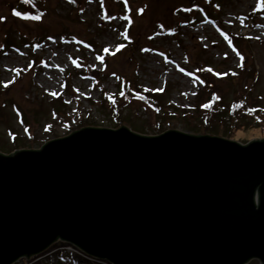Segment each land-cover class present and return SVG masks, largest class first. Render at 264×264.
<instances>
[{"label":"rangeland","instance_id":"1","mask_svg":"<svg viewBox=\"0 0 264 264\" xmlns=\"http://www.w3.org/2000/svg\"><path fill=\"white\" fill-rule=\"evenodd\" d=\"M203 2L42 0L33 6L0 0V153L40 149L82 126H125L145 136L177 130L242 144L264 139L257 114L245 120L236 139L206 133L203 124L212 95L226 107L244 98L264 117V0H222L212 17L201 10ZM13 10L43 15L23 19ZM7 38L19 47L4 50ZM88 38L95 48L84 45ZM119 73L160 97L161 109L138 99L120 101L121 111L107 109L119 96ZM21 138L31 141L16 147ZM57 245L40 254V262L57 264L61 252L64 264H76L65 255L79 252Z\"/></svg>","mask_w":264,"mask_h":264},{"label":"water","instance_id":"2","mask_svg":"<svg viewBox=\"0 0 264 264\" xmlns=\"http://www.w3.org/2000/svg\"><path fill=\"white\" fill-rule=\"evenodd\" d=\"M264 264V139L83 127L0 153V264Z\"/></svg>","mask_w":264,"mask_h":264},{"label":"trees","instance_id":"3","mask_svg":"<svg viewBox=\"0 0 264 264\" xmlns=\"http://www.w3.org/2000/svg\"><path fill=\"white\" fill-rule=\"evenodd\" d=\"M42 0H32V3H29L30 5H35L38 4L39 2L41 3ZM222 0H204L201 7V10L206 12V15L209 17L214 15V10L216 9V3H219ZM206 5V6H205ZM34 8V7H33ZM37 14H40V12L37 11ZM9 37V35H8ZM84 45L87 47H92L95 48L94 44L96 43L95 39L93 38H88L84 41ZM19 46H15L14 42L10 38H7L3 49L6 50V48H16ZM97 47V46H96ZM106 69V68H105ZM118 79H119V96L118 98H111L107 103L109 104L107 109L121 111V106L119 107L120 101L122 102H127L132 99H138L142 104H148L151 105L152 107L156 109H161V103L159 101V98H155L154 95H151L143 90H141L138 87V82L132 80L131 78H128L125 74L119 73L118 74ZM123 93V94H122ZM208 105H211V107L207 108V114L204 117V131L206 133H213V134H221L228 136L229 138L236 139L237 132L241 131L244 129V122L245 120L252 114H257V120L259 127L264 128V117L260 115V112L255 110V108H252L247 104V102L243 99H236L235 102L232 104L230 107H226L225 105L222 104V101L219 96L212 95L210 97L209 102L207 103ZM239 106V107H236ZM249 109H254L255 111L249 112ZM120 114V112H117ZM117 121L120 122V116H116ZM87 127V126H82L80 128ZM26 131L29 134V130L26 129ZM31 138V137H30ZM22 142H19L15 146L19 145H24V141H31L29 138H21ZM22 143V144H21ZM61 245H67L61 242ZM58 245L55 243V245L51 246L46 252H51L52 248L57 247ZM65 251V249H64ZM80 255L76 256H70L66 254V258L68 259L69 262H75L76 264H101L96 260H93L91 257L86 255L85 253L79 251ZM43 254V253H42ZM61 252H57V264H64L63 263V255L60 256ZM82 255V257H81ZM85 258H84V257ZM40 256L33 257L32 261H27L26 264H43V262H40ZM76 257L79 258V261H77ZM74 260V261H73ZM76 260V261H75Z\"/></svg>","mask_w":264,"mask_h":264},{"label":"snow or ice","instance_id":"4","mask_svg":"<svg viewBox=\"0 0 264 264\" xmlns=\"http://www.w3.org/2000/svg\"><path fill=\"white\" fill-rule=\"evenodd\" d=\"M21 2L22 3H24V4H29V3H32V0H21ZM143 12V10L141 9V13ZM13 15H15V16H17V17H21V18H23V19H31V20H40L41 19V17H42V15H43V13H40V14H37V15H31V16H22V14L19 12V11H16V10H13ZM4 18L3 17H0V21H2ZM124 19L125 20H128V17L127 16H125L124 17ZM121 47H123V45H121ZM120 49L118 48L117 49V51H119ZM104 51L105 52H107L108 51V49L106 48V49H104ZM101 59H103L102 57H101ZM240 60L241 61H243L244 60V57L243 56H241L240 57ZM243 66V64H241V67ZM209 71H211V69H209ZM5 87H7V85H5ZM163 89H157V91H162ZM53 96H56L57 95V93H55V92H53V93H51ZM123 94V93H122ZM204 107L205 108H209V107H211V105H208V104H206V105H204ZM236 107H239V106H236ZM252 111H255L254 109H249V112H252ZM11 135V134H10Z\"/></svg>","mask_w":264,"mask_h":264},{"label":"built area","instance_id":"5","mask_svg":"<svg viewBox=\"0 0 264 264\" xmlns=\"http://www.w3.org/2000/svg\"><path fill=\"white\" fill-rule=\"evenodd\" d=\"M69 251H73V249L72 248H67Z\"/></svg>","mask_w":264,"mask_h":264},{"label":"bare ground","instance_id":"6","mask_svg":"<svg viewBox=\"0 0 264 264\" xmlns=\"http://www.w3.org/2000/svg\"><path fill=\"white\" fill-rule=\"evenodd\" d=\"M55 68H57V66H55Z\"/></svg>","mask_w":264,"mask_h":264}]
</instances>
